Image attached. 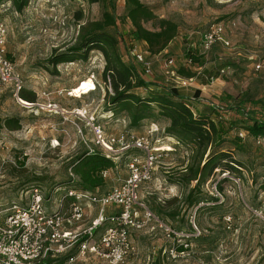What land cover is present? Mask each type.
Listing matches in <instances>:
<instances>
[{
	"label": "rangeland",
	"instance_id": "obj_1",
	"mask_svg": "<svg viewBox=\"0 0 264 264\" xmlns=\"http://www.w3.org/2000/svg\"><path fill=\"white\" fill-rule=\"evenodd\" d=\"M141 2L158 18L171 20L179 28L177 37L164 52L157 56L146 55L154 69L148 81L161 88H142L136 91L137 94L147 97L151 91H162V87H176L191 97L195 90L202 93L204 81L208 83L204 85L208 96H201L204 103L196 102L194 112L213 117L221 115L230 128L225 137L228 141L241 131L247 132L245 117L237 107L251 113L255 109L252 117L261 119L264 116V70L254 71L256 61L264 60V0ZM127 13L126 0H100L97 4L79 0H31L23 13H17L11 4L0 5V23H4L9 31L8 51L25 80L23 95L36 96V103H33L21 95L29 105L25 106L13 97L10 87L0 84V205L7 206L12 202L25 205L31 186L40 185L49 194L72 178L70 163L86 152V142L93 140L88 121L78 118L77 110L87 109L108 135H117L129 128L127 119L116 120L105 113L106 89L101 77L104 59L99 52L91 53L88 61L64 63L57 69L49 64L53 54L64 53L77 43L84 25L103 23L106 15L114 16L116 25L108 30L119 38L121 54L133 64ZM79 16H82L81 20ZM56 17L61 18L65 26L56 24L53 21ZM220 22L226 26L231 48L217 46L205 57H200L202 67L194 69V73L203 78H194L187 86L179 85L177 77L168 73L171 69L165 68L166 61L174 57L179 67L185 52L199 48L203 33ZM146 27L154 30L152 23ZM137 45L147 50L143 43ZM251 57L255 60H250ZM223 68L230 69L227 75L214 85L207 82L208 72L219 73ZM177 75L183 78L180 72ZM85 80H92L96 90L83 94L82 98L70 96L72 90ZM199 86L202 90L197 88ZM55 105L59 109L56 110ZM12 118L19 121V130L11 131L5 127V121ZM152 124L165 129L170 122L162 118L147 120L134 133L149 135L156 145L172 146L175 151L169 152L158 166L153 182L141 189L140 197L179 236L168 238L161 231L151 235L134 233L138 252L126 264H264V224L251 211L261 208L264 203V147L257 146L249 135L243 140L241 149L231 143L224 145L223 150L232 153L241 163V176L230 175L220 183L217 190L221 198L213 190L222 180L219 174L216 175L202 188L201 194L196 195L200 203L191 207L187 196L195 182L180 185L172 181L185 175L188 166H196L200 157L193 147L176 146L177 140L166 137L163 132L148 134L151 129H157ZM126 160L122 158L113 171L115 176L112 182L108 181V189L127 178ZM20 162L24 166H20ZM54 206L52 202L46 204L48 209ZM91 220L86 217L81 226L87 227ZM184 244L188 245L186 253L173 258L169 251L174 248L179 251ZM89 261L105 264L93 257ZM74 264L85 263L78 260Z\"/></svg>",
	"mask_w": 264,
	"mask_h": 264
},
{
	"label": "built area",
	"instance_id": "obj_2",
	"mask_svg": "<svg viewBox=\"0 0 264 264\" xmlns=\"http://www.w3.org/2000/svg\"><path fill=\"white\" fill-rule=\"evenodd\" d=\"M53 21L65 26L61 18H53ZM226 30L222 22L209 27L200 38L199 55L205 57L217 46L231 48ZM8 35V27L0 23V84L10 87L13 97L21 102V93L25 90L26 84L8 51ZM130 55L135 64L141 67L140 75L148 81L154 69L146 56L147 50L144 51L136 45L130 51ZM250 60H255V57H251ZM177 62L176 58L171 57L166 61L165 68L171 69L168 73L177 77L179 85H190L194 79L179 77ZM256 62L254 71L259 73L264 70V60ZM182 63L186 67L191 65L190 62ZM229 70V68L220 70L219 77L212 78L211 84H216L219 78L229 73ZM54 108L59 109L56 105ZM75 115L88 121L90 126L93 140L90 143L86 142L87 151L99 152L112 159L116 168L122 158H127L125 163L127 178L102 194L58 186L46 194L41 187L35 186L27 192L25 205L17 202L7 206L0 205V264H37L48 257L59 259L65 256L68 257L66 264H74L78 260L85 264H96L89 261L90 257L105 264H126L138 252L133 240L134 233L161 231L168 238L179 236L140 197L141 189L153 182L156 169L169 152L175 151V148L156 145L149 135H137L129 128L123 133L108 135L105 128L95 117L90 116L87 109H79ZM158 131V128L151 129L148 134L152 135ZM248 135V132L244 131L238 134L242 140ZM255 143L259 147H264V137L256 138ZM175 145L178 146L180 143L176 141ZM110 172H105L104 178L108 179ZM217 173H220L219 170ZM70 175L75 179L72 172ZM225 178H230V175L222 174L221 179ZM235 181L239 183V180ZM262 184L264 185V176ZM213 190L222 198L217 185ZM51 202L55 206L48 209L46 204ZM251 211L264 224V203L261 208H252ZM91 214L94 216L90 217ZM86 217L92 220L87 227H82L81 224ZM193 225L197 228L194 221ZM100 228L102 232L99 238L94 239L96 231ZM182 246L185 248L183 252L174 248L169 251L170 255L173 258L184 255L188 245L180 247Z\"/></svg>",
	"mask_w": 264,
	"mask_h": 264
},
{
	"label": "trees",
	"instance_id": "obj_3",
	"mask_svg": "<svg viewBox=\"0 0 264 264\" xmlns=\"http://www.w3.org/2000/svg\"><path fill=\"white\" fill-rule=\"evenodd\" d=\"M30 1L0 0V5L11 4L17 13H23L29 7ZM79 1H86L90 4L100 2V0ZM126 5L128 7L127 18L131 25V50L138 43H144L147 45L149 56L160 55L177 37L178 25L171 20L158 18L154 11L141 0H126ZM78 18L81 20L82 16ZM149 23H152L154 30L146 27ZM115 25L116 21L113 15H106V20L103 23H87L82 27L77 43L64 53L53 54V57L49 59V64L57 69L64 63L88 61L91 53L99 52L104 59L101 77L106 89L105 113L111 114L116 120L127 119L131 130L141 129L143 122L147 120L157 121L158 118L168 120L170 124L164 130L165 136L177 140L180 145L191 146L196 150V155L200 157L198 164L188 166L185 175L172 181V183L176 182L180 185H191L195 182L196 185L187 196L189 206H195L200 203L196 195H200L202 188L216 175L241 176L243 169L241 163L232 153L224 151L223 146L231 143L241 149L243 140L238 135L231 141L225 139L230 128L226 126L221 115L213 117L212 115H198L194 112V103L201 100V91L199 90H195V94L191 97L176 87H162V91H151L147 97L137 94L138 89H148L151 86L161 88V86L143 79L139 73L141 69L136 67L135 62L133 61L132 64L130 61H126L119 49V38L108 30ZM200 57L198 48L185 52L180 66L177 67V72H180L186 79H202V75L194 73V69L202 67L203 63ZM182 62H190L191 65L186 67ZM218 77L219 73L213 70L208 72L205 79L208 82L212 78ZM202 84L208 85L204 81ZM21 95L24 96L23 92ZM24 98L36 103L35 95L24 96ZM237 109L245 117V128L249 136L254 139L264 137V116H261V119L252 117L251 114L255 113V109L252 110L253 113L243 107H237ZM20 126L16 119L5 121V127L11 131L19 130ZM20 166H24V163L20 162ZM115 169L116 164L112 159L99 152L89 153L86 151L69 165V170L74 174L75 179L71 178L58 187L102 194L108 190V179L104 178V173ZM217 170L220 173H217ZM227 179H222L217 184V188ZM35 186L40 187V185L31 187ZM220 190L223 191L221 187ZM198 211L199 209L196 212ZM101 232L102 228L96 231L94 239L99 238ZM184 250L181 247L179 251L183 252ZM67 259L66 256L59 259L48 257L45 261L37 264H66Z\"/></svg>",
	"mask_w": 264,
	"mask_h": 264
},
{
	"label": "bare ground",
	"instance_id": "obj_4",
	"mask_svg": "<svg viewBox=\"0 0 264 264\" xmlns=\"http://www.w3.org/2000/svg\"><path fill=\"white\" fill-rule=\"evenodd\" d=\"M93 90H96V85L94 84V82L92 80H85L81 82L79 86L73 89V91L71 92V95L77 98H81L83 94L89 93ZM20 103L25 106H29L23 100H21Z\"/></svg>",
	"mask_w": 264,
	"mask_h": 264
},
{
	"label": "crops",
	"instance_id": "obj_5",
	"mask_svg": "<svg viewBox=\"0 0 264 264\" xmlns=\"http://www.w3.org/2000/svg\"><path fill=\"white\" fill-rule=\"evenodd\" d=\"M143 45H145L146 47H147V45L146 44H144L143 43ZM198 89H200V90H202L201 89V87L199 86V87H197ZM205 87H204V85H203V90H202V93H201V96L203 97V96H208L206 93H205ZM200 101H202L203 103H204V101L203 100H200ZM195 104V103H194ZM154 127H156V128H158L159 129V131H158V134L157 135H159L161 132H163L164 133V130L166 129H163V128H160V127H157L156 126V124H152ZM114 176L115 175H113V171L110 173V175H109V178H108V181H111L112 182V180H113V178H114ZM125 178V177H124ZM109 187H112V185L111 186H109ZM142 199V198H141ZM88 218V217H87ZM144 233H146V234H152V233H154V232H149V231H145Z\"/></svg>",
	"mask_w": 264,
	"mask_h": 264
}]
</instances>
